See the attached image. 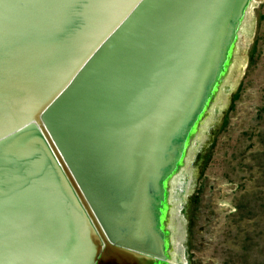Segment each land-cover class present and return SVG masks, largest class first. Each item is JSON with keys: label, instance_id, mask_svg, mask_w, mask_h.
Instances as JSON below:
<instances>
[{"label": "water", "instance_id": "1", "mask_svg": "<svg viewBox=\"0 0 264 264\" xmlns=\"http://www.w3.org/2000/svg\"><path fill=\"white\" fill-rule=\"evenodd\" d=\"M251 2L0 0V264H168L166 186Z\"/></svg>", "mask_w": 264, "mask_h": 264}, {"label": "rangeland", "instance_id": "2", "mask_svg": "<svg viewBox=\"0 0 264 264\" xmlns=\"http://www.w3.org/2000/svg\"><path fill=\"white\" fill-rule=\"evenodd\" d=\"M239 36L240 67H229L174 181L178 264H264V0H252Z\"/></svg>", "mask_w": 264, "mask_h": 264}, {"label": "bare ground", "instance_id": "3", "mask_svg": "<svg viewBox=\"0 0 264 264\" xmlns=\"http://www.w3.org/2000/svg\"><path fill=\"white\" fill-rule=\"evenodd\" d=\"M247 9L244 12V15L242 17V22L244 20L245 15H246ZM239 37L240 36H239V30H238L235 33V36L233 38L231 51H230V54H229V57H228L227 64L225 65V69L228 68V65L230 63H231L230 66H231L232 70L235 69V68H239L240 67V64H241L240 60L237 59L236 57H234L231 54L233 47H236V44L239 41ZM222 77H223V75H221L219 77V82L218 83H220ZM214 94H215V92L213 93V95ZM211 99H212V97H211ZM207 106H208V104L206 105V107ZM205 113H206V111L201 116V118H200L201 121L205 117ZM207 118L208 117H206V119L204 118V121L202 122V124H200V123L197 124L196 129H195L197 131V133L195 135V132H196L195 131L192 134L190 141L186 145L184 158L182 159V161L180 163V166L175 170L174 175L170 178V180L168 181L167 186H166V196H167L166 197V209H165V212L163 213V218H162L161 222L163 224L162 227H163L164 231L167 233L166 234V242H167V245H168L167 247H169V249H168L169 258L167 260L168 264H178L177 263V261H178L177 257L179 255V251L182 248L181 243L184 240V229H183V224H182V221H181V218H180V208L173 201V190H174V183H175L174 181H175V178L177 177V175H179L180 172L184 168H186L187 165L189 164V162L191 161V158H192V156L194 154V149H193L194 142H195V140L199 139V136L202 135L205 132V130L207 129V123L209 121V119H207ZM204 122H206V124L203 127ZM193 137H194V139L192 140ZM191 140H192V142H191ZM184 173H185V171H184Z\"/></svg>", "mask_w": 264, "mask_h": 264}]
</instances>
